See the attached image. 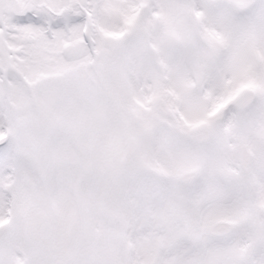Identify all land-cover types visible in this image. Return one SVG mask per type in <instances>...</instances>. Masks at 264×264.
<instances>
[{
  "label": "snow or ice",
  "instance_id": "6c2138e0",
  "mask_svg": "<svg viewBox=\"0 0 264 264\" xmlns=\"http://www.w3.org/2000/svg\"><path fill=\"white\" fill-rule=\"evenodd\" d=\"M0 264H264V0H0Z\"/></svg>",
  "mask_w": 264,
  "mask_h": 264
}]
</instances>
